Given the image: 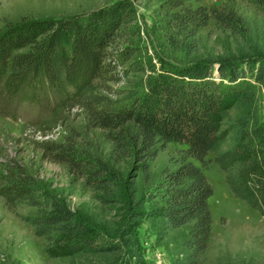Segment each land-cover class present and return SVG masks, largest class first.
I'll list each match as a JSON object with an SVG mask.
<instances>
[{
	"label": "trees",
	"instance_id": "1",
	"mask_svg": "<svg viewBox=\"0 0 264 264\" xmlns=\"http://www.w3.org/2000/svg\"><path fill=\"white\" fill-rule=\"evenodd\" d=\"M189 1L160 4L185 39L210 20L243 34L245 21L233 5L206 6L194 0L197 6L189 7ZM250 1L264 12V0ZM131 12L126 1H119L84 17L23 18L6 24L0 28V80L10 94L27 88L35 92L40 86L52 90L62 108L76 109L83 133L75 132L88 146L92 140L85 134L99 130L109 143V159H132L144 180L155 177L149 162L160 146L181 144L175 166L163 167L158 174L154 212L165 230L185 229L184 253L173 264H204L212 233V186L204 170L211 162L224 174L230 192L264 217V121L258 106L264 58L226 54L213 61L161 67L143 94L111 99L103 88L108 80H119L117 66L132 55L127 46H118ZM42 144L44 157L83 178L99 193L95 197L100 202L117 194L115 176L96 149L66 134ZM0 197L10 210L33 209L20 217L43 239L52 258L105 248L24 163L12 158L0 162Z\"/></svg>",
	"mask_w": 264,
	"mask_h": 264
},
{
	"label": "rangeland",
	"instance_id": "2",
	"mask_svg": "<svg viewBox=\"0 0 264 264\" xmlns=\"http://www.w3.org/2000/svg\"><path fill=\"white\" fill-rule=\"evenodd\" d=\"M119 1H126L132 12L122 27L118 46H127L132 55L117 66L119 80H108L103 88L111 99L124 101L143 94L147 81L161 67L213 61L226 54L264 58V12L250 0L200 1L206 6L233 5L245 21L242 35L210 20L193 38L185 39L177 33L170 13L160 6L163 0H0V28L23 18L84 17ZM197 4L192 0L186 5ZM258 106L264 121V87L258 91ZM75 110L62 108L57 95L46 86L36 88L35 92L27 88L10 94L1 79L0 162L12 158L30 167L105 248L95 253L52 258L43 239L20 217L33 209L19 206L10 210L0 197V264H173L184 253L185 229L163 228L160 215L154 212L159 197L155 182L163 167L175 166L183 146L174 142L160 146L149 162L155 177L147 181L132 159H109V143L99 130L85 134L86 139L92 140L93 146H88L75 132L83 133L82 119L74 114ZM65 134L74 136L92 151L96 149L109 165L117 188L109 202H100L95 197L99 193L90 190L83 178L44 157L46 148L42 143L60 140ZM207 157L212 158L213 154ZM204 173L212 186L208 199L212 233L204 264H264V217L230 192L224 174L213 162Z\"/></svg>",
	"mask_w": 264,
	"mask_h": 264
}]
</instances>
